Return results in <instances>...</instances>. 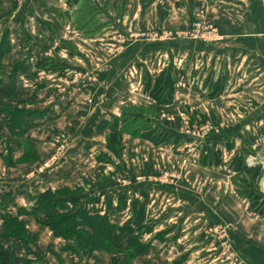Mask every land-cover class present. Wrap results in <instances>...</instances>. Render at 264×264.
I'll use <instances>...</instances> for the list:
<instances>
[{
    "label": "crops",
    "instance_id": "obj_1",
    "mask_svg": "<svg viewBox=\"0 0 264 264\" xmlns=\"http://www.w3.org/2000/svg\"><path fill=\"white\" fill-rule=\"evenodd\" d=\"M202 9L221 42L146 43L133 36L186 31L192 14ZM5 31L10 53L0 68V96L8 92L35 107L24 108L22 129L5 125L0 108V135L6 132L32 144L34 132L48 133L68 119L75 105L91 100L97 110L89 121L92 106H87V131L77 133L56 166L43 174L0 178L1 213L16 217L19 209L30 212L46 190L80 189L79 202L90 215L107 214L121 229L113 237L119 251H126L135 236L146 251L128 263L124 252L74 255L39 224L42 217L30 215L20 220L35 238L32 254L14 239L0 238V249L12 251L20 264H264V216L251 212L243 195L253 192L264 199V0H0V39ZM95 57L104 60L101 65ZM77 72L91 74L94 81L71 87L57 82L58 76ZM162 73L174 81L167 105L145 93L147 80L153 84ZM30 113L36 116H26ZM122 116L181 140L154 146L134 138L143 151L132 142L112 153L101 144L97 126ZM173 117L181 118V128L163 126ZM208 120L214 129L199 141L184 130L191 122ZM117 126L106 130L120 133L122 143L133 139L120 122ZM95 154L101 155L98 163ZM238 155L248 161L246 167H256L255 178L234 172L230 165ZM83 168L102 170L99 182L81 176ZM166 168L181 169L188 177L176 187L162 185L157 176ZM111 171L123 173L127 182L111 180ZM238 179L246 186H239ZM134 206L144 209L148 233L131 225ZM218 224L232 227V259L221 255L219 238L205 234Z\"/></svg>",
    "mask_w": 264,
    "mask_h": 264
},
{
    "label": "trees",
    "instance_id": "obj_2",
    "mask_svg": "<svg viewBox=\"0 0 264 264\" xmlns=\"http://www.w3.org/2000/svg\"><path fill=\"white\" fill-rule=\"evenodd\" d=\"M9 53V35L5 31L0 39V68L3 66L2 59ZM173 85L174 81L170 75L162 73L154 80L153 84H151L149 79L147 80L145 93L157 104L167 105L172 100ZM4 94L5 96H10L8 92ZM23 112L25 111H21V113L16 112L15 115L9 113L10 121L7 126L11 129L21 126L24 123L20 119ZM26 116L34 117L36 113H30ZM178 122V119L165 120L163 126L176 130L179 128ZM101 125L103 127L111 126L112 129H117L118 127L115 120L113 123L103 121ZM138 133L141 139L154 146H174L181 140L180 137H174L170 133H166L158 128H144L138 131ZM114 137H118L119 139L121 138V134L112 133L109 139V149L116 152L119 148L116 147L117 141L112 139ZM219 163L218 159L214 162L215 165ZM233 169L238 176L249 175L255 178L258 173L257 170L246 167L243 162L234 165ZM80 192V189L71 191L66 188L56 191L46 190L38 195L34 201V208L30 212L19 209L16 217L2 214L1 210L4 204L2 203L0 205V219L2 221L0 238L19 241L24 247L25 252L32 254L31 247L34 246V243L32 244L34 239L26 232L24 224L18 220V216L20 215H30L34 218L42 217L43 220L39 221V224L49 228L54 237L64 240V250L74 255L88 257L95 251L114 254L124 252L126 255L125 262L128 263L137 255L146 251L145 246L140 245L136 236L128 242L126 251H119L114 245L113 237L114 233L121 229L109 222L107 214L90 215L86 207L79 202L78 196ZM243 195L248 200L251 212L264 216V199L253 192H244ZM110 208L111 205L107 203V210H110ZM133 209L134 218L131 225L138 232L148 233L150 227L146 223L144 209L139 210L136 206ZM70 236L74 238L73 242L70 241ZM0 264H20V262L12 251L0 249Z\"/></svg>",
    "mask_w": 264,
    "mask_h": 264
},
{
    "label": "rangeland",
    "instance_id": "obj_3",
    "mask_svg": "<svg viewBox=\"0 0 264 264\" xmlns=\"http://www.w3.org/2000/svg\"><path fill=\"white\" fill-rule=\"evenodd\" d=\"M199 11H203L204 12V17H205V25L214 29L207 21L206 18V12L202 9V10H198L195 13L192 14V19L191 22L193 20V18L198 14ZM187 31V30H186ZM167 33V32H183V31H172V30H149V31H141V32H137L135 33V35H139L141 33L152 36L154 33ZM217 32V31H216ZM134 36L135 39H137L138 41H142V42H146V43H164V42H171L173 40L171 39H165V40H150V41H145L144 39H139L136 38V36ZM221 37V36H220ZM149 39H151L149 37ZM147 39V40H149ZM116 43V42H115ZM96 44V43H94ZM116 45L119 46V44L116 43ZM95 46H100V43L96 44ZM6 57L2 59V63H5ZM92 60H94V62L96 63L97 66L102 64V61L100 58L95 57L92 58ZM50 68V67H49ZM57 82L59 84H61L63 87H71L74 84L77 83H85L86 81H90L89 83L93 82V76L89 73H84V72H77V73H72L70 76L69 75H63V76H58L57 78ZM38 80H43L42 77H40ZM82 85V84H80ZM43 86V85H41ZM84 86V85H82ZM132 95V94H131ZM132 96L129 97L130 100H134L133 98L131 99ZM92 102L91 100H88L87 105L85 106H74L73 110L68 112V119L63 120V122L59 125V124H53L47 131L48 133L46 134H40L39 132H34L33 133V137H30V140L32 141V144H28L25 141H22L19 137L17 136H9L6 132L4 133V135H0V178L3 179H9L16 177V176H23L26 177L28 174H43L46 171L50 170L52 167L56 166L58 164L59 161H62L63 157L66 155V152L68 150V147L71 145L72 140L74 139L75 136H77V133H79L81 131V133H85L87 131V128L85 129L86 125V121H85V116L87 114V110L88 107L92 106ZM35 107V105L32 104H25L23 102V100L21 99H17L14 98V96H0V108H1V118H3L5 125H8L9 121H10V116L9 113H13L14 115L17 113H21V111H24V108L31 110V108ZM90 111L88 113L89 117V121L90 118L92 117V115L95 113V111L97 110V107H95L94 105L89 108ZM134 108H131V110L129 112H132ZM16 111V112H15ZM15 112V113H14ZM26 112H23L22 116H25ZM147 114H150V111L148 110L146 112ZM13 115V116H14ZM153 115V113H152ZM72 116V117H71ZM81 116V118H79ZM21 117V116H20ZM14 118H16L14 116ZM69 118L73 119L70 120ZM178 119V127L181 128V125L183 124L181 121V118H174L173 120ZM118 122H120V124L122 125V127H125V131L126 133H128L133 139H131V141H126V143H122V138L118 137H114L112 138L113 140L117 141L116 143V147H118V151L122 150L125 148V146L129 145V143H134L136 145L137 148H141V144H139L138 142H136L137 139L143 140L139 137V133L138 131L144 129V123H142L141 121H136L134 120V118L132 117H121L120 119H118L116 121V123L118 124ZM192 123V122H191ZM189 123V125H184V130L186 129L187 131L189 130L188 133H191L194 131V136L198 137V141L202 138H205L210 131H213V127L214 124L212 122H210L209 120L205 123V122H198L196 121L195 123ZM102 121L98 123L97 126V132H99L102 136V138L100 139L101 144L104 145L106 144V146L109 149V139L112 133H110V131L106 130V127H103ZM24 124H22L21 126H23ZM26 128V127H25ZM83 128V130H81ZM147 128V127H146ZM14 129H22V127L18 126L17 128ZM137 138V139H134ZM29 140V138H28ZM144 141V140H143ZM197 141V142H198ZM131 144L132 146L134 144ZM33 144H35L36 148H32ZM32 145V146H31ZM125 145V146H124ZM135 148V147H133ZM110 150V149H109ZM144 150V148L142 149V151ZM111 151V150H110ZM111 151L112 153H117ZM98 155V157L96 158V156ZM100 154H95V158H96V162L98 163L97 159L100 158ZM131 157L133 158V155L131 154ZM243 156L238 155L236 157L233 158L232 162H231V167H234V165H236L239 162H243V163H247L243 158ZM101 160V159H100ZM102 161V160H101ZM103 161H105V158L103 159ZM140 159L138 157V163H140ZM110 163H115V159H112ZM12 165V166H11ZM95 165V162H94ZM247 165L249 166V163H247ZM246 165V166H247ZM252 168L257 170L256 167L254 165H252ZM90 168H83L82 172H81V176L82 175H87L88 174V179H91L92 176H95L94 181L96 180L98 181V178L101 174L100 171H97V168H94L92 170H89ZM164 171H167L169 173V175H174V177L171 178L170 180V184L166 185V186H170V187H176L178 185V183L182 180H185L186 177H188V174L185 175L183 171H181V169L178 168H169V169H164L162 170L159 175L157 176V180H159V178L161 177L162 173ZM258 172V171H257ZM93 174V175H92ZM123 173H113V171L109 172V176L110 179L113 181H115L116 183H125V179H123ZM80 175V174H79ZM102 175H106L105 173H103ZM190 176V175H189ZM238 176V175H237ZM82 180L83 183H85L84 179L81 177L80 178ZM127 182V181H126ZM160 183V182H159ZM164 185V184H162ZM238 185L241 186L242 188L246 186L245 181L239 180L238 179ZM67 189V188H66ZM70 190V189H69ZM79 190V189H76ZM51 191H55V190H51ZM23 215L18 216V220L20 222H22L25 226V223L23 221L20 220V218ZM34 218V217H33ZM36 219V218H35ZM222 226V227H221ZM217 227H221L223 229L227 230L228 233V238L227 241L225 242L223 238L217 237L220 240V244H219V248L221 249V255L224 258H233L235 255L234 249L232 248V245L230 243V238H229V232L230 230H232L231 225L229 224H218L215 226L210 227L209 229H214ZM26 229V227H25ZM209 229H207L206 231H208ZM27 232V231H26ZM52 232V231H51ZM28 233V232H27ZM30 235V234H29ZM207 236H209L208 234H206ZM213 237V235H212ZM34 241L32 242V244L34 243L35 246V238L33 237ZM73 237L70 236V241L73 242ZM64 241V240H63ZM65 244V241H64ZM218 248V249H219ZM220 251V250H219ZM93 253V252H92ZM91 255V254H90Z\"/></svg>",
    "mask_w": 264,
    "mask_h": 264
},
{
    "label": "built area",
    "instance_id": "obj_4",
    "mask_svg": "<svg viewBox=\"0 0 264 264\" xmlns=\"http://www.w3.org/2000/svg\"><path fill=\"white\" fill-rule=\"evenodd\" d=\"M22 1V0H19ZM136 38L139 39H146L145 41L150 40H190L195 42H201V43H219L222 41V37L219 36V34L216 32L215 29H211L205 25V17L204 12L199 11L198 14L193 18L190 27L187 31L183 32H167V33H154L152 36H149L151 39H149L148 35H145L143 33L139 35H135ZM149 39V40H147ZM194 133V131L192 132ZM195 134V133H194ZM174 177V175H169L167 171H164L159 178V182L164 185H169L171 178ZM222 227V226H221ZM221 227H217L214 229H209L205 232V234H208L209 236H216L225 239L224 241H227L228 233L226 229H223Z\"/></svg>",
    "mask_w": 264,
    "mask_h": 264
}]
</instances>
